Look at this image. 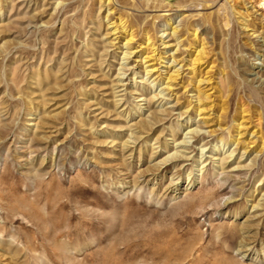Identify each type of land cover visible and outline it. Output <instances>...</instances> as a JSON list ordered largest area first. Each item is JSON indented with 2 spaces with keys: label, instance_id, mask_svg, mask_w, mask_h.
<instances>
[{
  "label": "rangeland",
  "instance_id": "1",
  "mask_svg": "<svg viewBox=\"0 0 264 264\" xmlns=\"http://www.w3.org/2000/svg\"><path fill=\"white\" fill-rule=\"evenodd\" d=\"M262 3L0 0V264H264Z\"/></svg>",
  "mask_w": 264,
  "mask_h": 264
},
{
  "label": "bare ground",
  "instance_id": "2",
  "mask_svg": "<svg viewBox=\"0 0 264 264\" xmlns=\"http://www.w3.org/2000/svg\"><path fill=\"white\" fill-rule=\"evenodd\" d=\"M260 1H263L264 2V0H260ZM110 2V1H109ZM263 4V6H264V3H262ZM111 17V16H110ZM110 19V18H109ZM112 19V18H111ZM111 19H110V21H111ZM123 20V19H122ZM109 21V22H110ZM114 23H112V25H113ZM124 24H121V26H123ZM120 26V25H119ZM125 26V25H124ZM123 26V27H124ZM116 27V26H115ZM118 27V26H117ZM117 27H116V29H117ZM179 27V26H178ZM115 29V28H114ZM122 29V28H121ZM127 29V28H126ZM173 29V28H172ZM176 28H175V32L174 33H172L173 35H175L176 34ZM122 31V30H121ZM125 31V30H124ZM116 32V31H115ZM196 33H197V31H196ZM114 35V34H113ZM165 35V34H164ZM177 35V34H176ZM196 35V34H195ZM168 36H170V35H168ZM131 39L128 41V42H131L132 41V37H130ZM151 38V37H150ZM148 39L147 41V44H146V46H144V49H147L150 45H152L153 46V44L151 43L150 44V40L151 39ZM134 41H135V39H134ZM161 41V40H160ZM151 42H153V41H151ZM163 42V41H162ZM201 42H202V40H201ZM164 43V42H163ZM180 43H181V41H180ZM111 45H113V44H111ZM203 45H205V44H203ZM167 46V45H166ZM143 47V46H142ZM154 48V47H153ZM152 47L150 48V49H153ZM157 50V49H156ZM181 50V49H180ZM199 50V49H198ZM153 51V50H152ZM205 51V48H203L201 51H199L198 52V55H197V59H195L194 60V62L195 61H198V60H200V58H199V55H202L203 54V52ZM130 52V51H129ZM154 53V52H153ZM162 53V52H161ZM175 54V53H174ZM191 54H193V53H191ZM152 55V54H151ZM154 56H155V54H154ZM162 56V55H161ZM172 56V55H171ZM158 57V56H157ZM160 57V56H159ZM163 57V56H162ZM161 57V58H162ZM128 59V58H127ZM157 59V58H156ZM176 59V58H175ZM161 60V59H160ZM176 61H178V60H176ZM201 61V60H200ZM160 62V61H159ZM202 62H203V60H202ZM206 62V61H205ZM175 64V63H174ZM202 63H200V65H201ZM196 65V64H195ZM199 65V64H198ZM202 66V65H201ZM151 67V66H150ZM169 68V67H168ZM149 70V69H148ZM148 70H146V71H148ZM153 70V69H152ZM182 71V70H181ZM149 72V71H148ZM176 72V71H175ZM179 72V71H178ZM151 75V74H150ZM148 76V75H147ZM170 77V76H169ZM179 77V76H178ZM151 78V77H150ZM161 82H163V81H161ZM173 86V85H172ZM169 87V86H168ZM197 87V86H196ZM170 88V87H169ZM199 88V87H198ZM168 89V88H167ZM172 89V88H171ZM201 94V93H200ZM196 100H197V98H196ZM198 103H199V101H198ZM202 105V104H201ZM195 109V108H194ZM199 110V109H198ZM207 115V114H206ZM205 120V119H204ZM197 130V129H196ZM239 131V130H238ZM188 134H194L193 132L192 133H188ZM175 135V134H174ZM175 137V136H174ZM241 137V136H240ZM191 138H194L195 139V136L194 137H191ZM175 141V140H174Z\"/></svg>",
  "mask_w": 264,
  "mask_h": 264
}]
</instances>
